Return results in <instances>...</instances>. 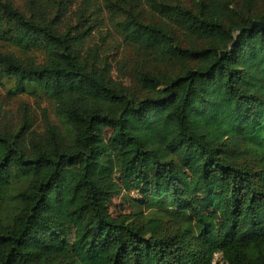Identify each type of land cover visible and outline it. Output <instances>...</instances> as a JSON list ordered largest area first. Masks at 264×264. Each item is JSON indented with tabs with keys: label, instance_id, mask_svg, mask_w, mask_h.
Wrapping results in <instances>:
<instances>
[{
	"label": "trees",
	"instance_id": "obj_1",
	"mask_svg": "<svg viewBox=\"0 0 264 264\" xmlns=\"http://www.w3.org/2000/svg\"><path fill=\"white\" fill-rule=\"evenodd\" d=\"M257 1L105 0L124 82L63 4L0 0V76L36 104L0 102V264H264ZM117 149L122 184L102 173Z\"/></svg>",
	"mask_w": 264,
	"mask_h": 264
},
{
	"label": "rangeland",
	"instance_id": "obj_2",
	"mask_svg": "<svg viewBox=\"0 0 264 264\" xmlns=\"http://www.w3.org/2000/svg\"><path fill=\"white\" fill-rule=\"evenodd\" d=\"M15 4L27 8L30 3H39L47 9H51L52 5L48 1H52L55 6L63 4L62 22L64 25L73 28L75 32H81L91 28L92 33L80 44L84 51H90L99 48L101 53L106 54L108 63L113 67L111 76L115 80H124L128 82V74L124 77L120 68L126 64L127 68L132 63V48L123 43L119 34L113 31L114 26L108 18V12L105 7V0H12ZM61 1V3H59ZM185 4H189L191 0H183ZM242 2V0H238ZM258 8L264 6V0H258L256 3ZM53 10H55V8ZM103 8V9H102ZM102 9V10H101ZM15 89V80L12 77L0 76V102L6 108L15 110L21 101H27L34 108L35 99L28 95L20 94L11 95L10 92ZM106 134L109 135V129L106 128ZM124 152L120 149L110 152L104 156L102 173L112 176L118 184H122L127 173L121 169L124 159ZM141 191L134 188L124 189L120 194L113 196L109 202L110 212L117 216L124 214L130 210L129 197L140 196Z\"/></svg>",
	"mask_w": 264,
	"mask_h": 264
},
{
	"label": "built area",
	"instance_id": "obj_3",
	"mask_svg": "<svg viewBox=\"0 0 264 264\" xmlns=\"http://www.w3.org/2000/svg\"><path fill=\"white\" fill-rule=\"evenodd\" d=\"M219 257V253H215V258H214V264H216V259Z\"/></svg>",
	"mask_w": 264,
	"mask_h": 264
},
{
	"label": "water",
	"instance_id": "obj_4",
	"mask_svg": "<svg viewBox=\"0 0 264 264\" xmlns=\"http://www.w3.org/2000/svg\"><path fill=\"white\" fill-rule=\"evenodd\" d=\"M255 23H259V24H261V22H255Z\"/></svg>",
	"mask_w": 264,
	"mask_h": 264
}]
</instances>
